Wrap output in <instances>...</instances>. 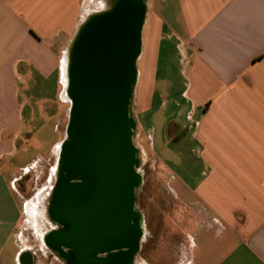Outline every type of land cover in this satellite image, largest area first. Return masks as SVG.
<instances>
[{
	"label": "crops",
	"instance_id": "1",
	"mask_svg": "<svg viewBox=\"0 0 264 264\" xmlns=\"http://www.w3.org/2000/svg\"><path fill=\"white\" fill-rule=\"evenodd\" d=\"M83 7L0 0V264H22L24 114L54 100ZM140 56L136 119L189 198L174 264H264V0L147 1Z\"/></svg>",
	"mask_w": 264,
	"mask_h": 264
},
{
	"label": "water",
	"instance_id": "2",
	"mask_svg": "<svg viewBox=\"0 0 264 264\" xmlns=\"http://www.w3.org/2000/svg\"><path fill=\"white\" fill-rule=\"evenodd\" d=\"M146 0H116L91 15L70 46L68 138L62 144L49 243L67 264H133L140 250L135 211L138 149L132 115Z\"/></svg>",
	"mask_w": 264,
	"mask_h": 264
},
{
	"label": "rangeland",
	"instance_id": "3",
	"mask_svg": "<svg viewBox=\"0 0 264 264\" xmlns=\"http://www.w3.org/2000/svg\"><path fill=\"white\" fill-rule=\"evenodd\" d=\"M109 8V0H84L78 31L91 14L97 15ZM72 41L60 55L61 67L57 74L59 79L54 100H39L33 111L24 114L26 121L20 142L22 148L11 162L13 170L7 172L22 210L21 222L16 230L17 245L23 249V255H31L32 264H65L61 256L50 248L46 237L59 229V225L51 219L49 210L59 179L62 144L68 138L72 101L68 95L70 68L67 63ZM140 57L138 73L142 68ZM138 82L131 112L136 120L133 143L138 149L137 172L142 175L135 191V211L140 216L144 236L134 264H174L180 242L189 245V234L183 229L182 233L180 226V207L186 205L189 208V198L185 196L188 192L180 190L175 176L166 170L167 166L153 148L151 133L144 130L136 119ZM183 152L187 154V159H191L189 150ZM10 257L7 254L9 261Z\"/></svg>",
	"mask_w": 264,
	"mask_h": 264
},
{
	"label": "flooded vegetation",
	"instance_id": "4",
	"mask_svg": "<svg viewBox=\"0 0 264 264\" xmlns=\"http://www.w3.org/2000/svg\"><path fill=\"white\" fill-rule=\"evenodd\" d=\"M116 3V0H112V7L114 6V4ZM50 211V210H49ZM51 217V216H50ZM54 222V221H53ZM57 224V223H56ZM59 225V224H58ZM63 227L61 226V225H59V229L58 230H60V229H62ZM58 230H56V231H58ZM51 237L52 236H47L46 237V241H47V243H48V245L50 246V248L53 250V251H55L57 254H59V251L55 248V247H53V245H51V243H49V239H51ZM59 250L60 251H63V252H66V253H68L69 252V250H68V248H66L65 246H62V247H59ZM140 251V250H139ZM138 254V253H137ZM60 255V254H59ZM61 256V255H60ZM62 258V257H61ZM63 259V258H62ZM64 260V259H63ZM21 261H22V264H32V257H31V255L30 254H24L23 256H22V259H21ZM64 262H65V264H67V260H64Z\"/></svg>",
	"mask_w": 264,
	"mask_h": 264
},
{
	"label": "bare ground",
	"instance_id": "5",
	"mask_svg": "<svg viewBox=\"0 0 264 264\" xmlns=\"http://www.w3.org/2000/svg\"><path fill=\"white\" fill-rule=\"evenodd\" d=\"M137 81H138V73H137ZM140 178H142V175L140 174ZM50 207H51V205H50ZM51 216V215H50ZM52 219V218H51ZM136 226H138L139 227V229H140V231H141V235H142V237L144 236V229H143V227L141 226V222L140 221H138V222H135L134 223ZM59 231V230H58ZM54 232H57L56 230L55 231H53L51 234H49V236H52V234L54 233ZM142 237H141V239H142ZM141 241V240H140ZM140 243V242H139ZM54 247V246H53ZM56 248V247H55ZM61 252V257L64 259V260H67V255L69 254V252L68 253H66V252H63V251H60ZM60 254V253H59ZM134 262H135V259H134ZM134 264V263H133Z\"/></svg>",
	"mask_w": 264,
	"mask_h": 264
}]
</instances>
